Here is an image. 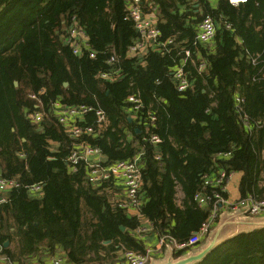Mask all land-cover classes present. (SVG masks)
I'll use <instances>...</instances> for the list:
<instances>
[{
    "label": "trees",
    "instance_id": "obj_1",
    "mask_svg": "<svg viewBox=\"0 0 264 264\" xmlns=\"http://www.w3.org/2000/svg\"><path fill=\"white\" fill-rule=\"evenodd\" d=\"M145 6L155 8L163 47L139 59L128 52L138 35L124 18L125 0H0V176L20 185L0 194V254L14 264H32L40 251L51 257L57 249L66 264L110 262L119 251H145L135 234L139 219L110 198L112 182L90 185L83 162L73 170L68 157L74 143L49 112L55 101L104 112L107 127L79 141L98 148L103 165L142 152L140 217L158 237L183 243L206 221L211 206L193 200L200 191H212L202 190L204 175L241 172L240 197L264 199V68L248 58L264 60V0L238 6L218 0L214 9L209 0H148ZM206 15L215 22V37L195 44ZM74 17L93 59L86 52L74 56L64 43ZM186 50L189 87L178 92L173 71ZM200 63L205 67L199 72ZM114 69L116 81L99 79ZM40 91L39 101L29 97ZM133 95L142 103L136 118L127 100ZM236 96L243 99L241 113ZM34 111L44 113L38 125L27 118ZM79 124L94 127L95 113ZM151 135L160 143L151 144ZM38 183L41 194L32 197L26 187ZM213 231L192 249L173 252V261L199 252ZM191 264H264V227L220 240Z\"/></svg>",
    "mask_w": 264,
    "mask_h": 264
},
{
    "label": "built area",
    "instance_id": "obj_2",
    "mask_svg": "<svg viewBox=\"0 0 264 264\" xmlns=\"http://www.w3.org/2000/svg\"><path fill=\"white\" fill-rule=\"evenodd\" d=\"M148 0H125V20L133 23L134 29L138 35L136 41L129 47V55L135 58H142L148 50L153 47L162 46L158 43L160 32L156 27L155 8L149 9L145 6ZM232 6H238L245 3L246 0H227ZM151 11V12H150ZM226 28L230 29V26L226 24ZM216 25L213 18L209 15L203 17L197 27V33L195 36V44H209L215 37ZM172 40H168L165 44H171ZM64 43L67 45L74 56H81L84 52L88 53L89 58H95V53L91 51L88 44V37L84 29L80 26L78 20L74 17L71 19L69 27L64 36ZM190 57V51L184 52V59L182 63L177 66L173 71V76L176 82V88L178 92H183L189 87V80L187 73L184 71V64L187 58ZM251 65H262L264 68V60L260 59L259 55L249 56ZM115 57H111L108 63H113ZM205 67L204 63H200L198 71H202ZM119 78L118 70H111L99 74V79L106 82H114ZM256 79V78H255ZM38 94H30L29 97L33 100H37ZM128 102L132 104L133 117L136 118V112L142 108L140 99L136 96H129ZM243 99L236 96L235 106L237 111L241 113V104ZM49 112L57 120L66 133V135L73 141V149L68 157L69 163L74 166L73 170L78 163L83 162L89 169L87 181L94 187L100 186L102 183L118 182L123 189L124 196L116 201H113L119 208L128 211H135L137 218L139 219L141 226L137 228L135 234L137 237H144L148 229L142 224V217H140L141 200L139 197V191L141 189L142 176L139 167V160L142 152L136 154L131 160L117 161L113 164L105 166L102 161L96 160L91 162L92 157L100 158L101 153L98 148L91 147L84 142H79L83 136L90 137L100 134L107 127V120L104 112L100 109L93 107L79 105V106H66L58 101L51 104ZM94 112L96 116V125L85 126L80 125L83 117ZM44 113L42 111H34L27 114V118L32 124L38 125L43 119ZM149 122L153 123L154 116H149ZM243 126L247 130H251V125L248 122L246 116H240ZM147 129V126H146ZM151 144L157 145L160 143V139L156 135H151L147 139ZM218 156L227 157L228 153L220 154ZM156 159H159L157 156ZM230 175H227L224 170H218L215 174L204 175L202 177V190L210 187L212 191L205 193L200 191L195 194L194 202L198 207H204L210 205V214L206 221L201 225L199 230L195 232L186 242L176 243L169 236H160L156 248L145 249L143 253L124 250L120 253V256L115 257L110 262H94L91 264H149L151 260L157 254L163 253L165 249H169L173 252L182 251L186 249H192L198 245L207 236L219 217L222 210H226L230 214H234L238 209H243V214L247 217H264V199H259L249 195L245 198H240L236 203L228 200L226 185L229 181ZM20 185L16 180H6L0 176V194L7 192L13 188H18ZM26 190L32 197H37L41 194V183L34 184L26 187ZM225 194L226 196H224ZM146 221V220H145ZM65 258L54 257L51 264H65ZM0 264H14L7 257L0 254Z\"/></svg>",
    "mask_w": 264,
    "mask_h": 264
},
{
    "label": "crops",
    "instance_id": "obj_3",
    "mask_svg": "<svg viewBox=\"0 0 264 264\" xmlns=\"http://www.w3.org/2000/svg\"><path fill=\"white\" fill-rule=\"evenodd\" d=\"M209 2H210L211 7L213 9L216 8L218 0H209ZM90 160H91V162H94L96 160L102 161L103 158L102 157H100V158L92 157ZM241 177H242L241 172L232 173L230 175L229 181L226 185V192H227L228 200H230L233 203H236V201L241 198L239 191H238V185L240 183ZM112 184H113V187H112V192H111L110 198L112 201H116V200L122 198L124 196V193H123L122 186L118 182H115V183L112 182ZM182 198H183V194L180 190H178V192H177V205L181 204ZM242 212H243L242 208H240L236 212H234V214L238 215V216L233 221H239V222H241V224L236 225V226L235 225H230V226L227 225L224 228V232H225L224 236H230V235L236 234L238 232H242L244 230H247L249 228L255 227L256 226L255 224H257V223H262V222L264 223V217H247ZM127 213L130 216H137V213L135 211H128ZM233 216L234 215L228 213L226 210H222L219 217L217 218L216 222L212 226L211 230L212 229L215 230L222 221H226V219H228L229 217H233ZM233 218H231V219H233ZM142 224L144 226H146V228L148 229V231L144 235V237L141 238V240L145 244V249L156 248V246L158 244L159 237L157 236L156 233H154L152 231L151 226L147 221L142 220ZM247 227H249V228H247ZM10 247L13 248L14 245H11ZM121 252L122 251H119L115 257L120 256ZM41 253H42V251H40L39 256H37L35 258V260H37V262L35 260H33L32 264H51V261L54 257H63L64 256V254L62 253V251L60 249H57V251L51 257H46L44 252H43V255H40ZM168 256H169V252L167 249H165L163 251V253L155 255V257L153 259L156 261L164 260V259H167Z\"/></svg>",
    "mask_w": 264,
    "mask_h": 264
},
{
    "label": "water",
    "instance_id": "obj_4",
    "mask_svg": "<svg viewBox=\"0 0 264 264\" xmlns=\"http://www.w3.org/2000/svg\"><path fill=\"white\" fill-rule=\"evenodd\" d=\"M15 86H17V82L14 83ZM64 86H67V83L64 84ZM130 120V119H129ZM2 201V198L0 196V202ZM234 215L233 217H229L228 219H226V221H222L218 227L213 231L209 241H208V244L203 248L201 249L199 252L197 253H188L187 255H185L184 257L176 260V261H173V259L171 258V255L173 253V251L169 250L168 249V252H169V256L167 259H164V260H151L149 264H191L195 261H199L201 260L207 253H209L213 248L214 246L222 239L224 238H227L229 236H224L225 232H224V228L227 226V225H240L241 222L239 221H233L238 215H235V214H232ZM233 218V219H231ZM256 226H261V227H264V223H257L255 224ZM121 230H124V228L122 227ZM9 245L8 242H5L3 247L4 248H7Z\"/></svg>",
    "mask_w": 264,
    "mask_h": 264
},
{
    "label": "clouds",
    "instance_id": "obj_5",
    "mask_svg": "<svg viewBox=\"0 0 264 264\" xmlns=\"http://www.w3.org/2000/svg\"><path fill=\"white\" fill-rule=\"evenodd\" d=\"M234 2H235V0H234Z\"/></svg>",
    "mask_w": 264,
    "mask_h": 264
},
{
    "label": "rangeland",
    "instance_id": "obj_6",
    "mask_svg": "<svg viewBox=\"0 0 264 264\" xmlns=\"http://www.w3.org/2000/svg\"><path fill=\"white\" fill-rule=\"evenodd\" d=\"M247 228H249V227H247Z\"/></svg>",
    "mask_w": 264,
    "mask_h": 264
}]
</instances>
